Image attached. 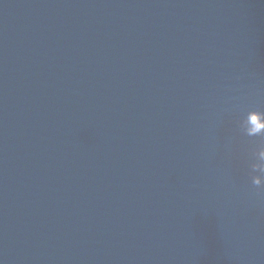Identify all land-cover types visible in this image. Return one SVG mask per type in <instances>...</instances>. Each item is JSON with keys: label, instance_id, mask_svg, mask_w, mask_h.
<instances>
[{"label": "water", "instance_id": "95a60500", "mask_svg": "<svg viewBox=\"0 0 264 264\" xmlns=\"http://www.w3.org/2000/svg\"><path fill=\"white\" fill-rule=\"evenodd\" d=\"M0 264H264V0H0Z\"/></svg>", "mask_w": 264, "mask_h": 264}]
</instances>
